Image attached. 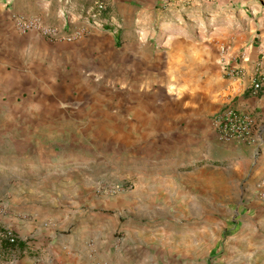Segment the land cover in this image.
Instances as JSON below:
<instances>
[{
	"label": "rangeland",
	"instance_id": "rangeland-1",
	"mask_svg": "<svg viewBox=\"0 0 264 264\" xmlns=\"http://www.w3.org/2000/svg\"><path fill=\"white\" fill-rule=\"evenodd\" d=\"M12 1L14 10L11 0L0 10L51 31L19 33L11 23L9 33L0 21V264L25 255L46 264L48 244L95 214L118 215L117 236L132 225L188 226L221 239L255 200L264 208V109L227 100L200 113L149 110L134 90L149 81L175 90L191 70L221 90L247 70L250 82L257 66L264 72V0H157L131 12V0ZM193 51L196 61L182 58ZM145 56L163 57L162 69L151 74ZM227 106L250 120L249 140L221 137L214 119ZM9 235L14 244L3 247Z\"/></svg>",
	"mask_w": 264,
	"mask_h": 264
},
{
	"label": "crops",
	"instance_id": "crops-1",
	"mask_svg": "<svg viewBox=\"0 0 264 264\" xmlns=\"http://www.w3.org/2000/svg\"><path fill=\"white\" fill-rule=\"evenodd\" d=\"M131 1L132 8H128L130 12L135 9L144 10L152 5L151 1H155L156 4L157 0ZM9 3H12L9 7L14 10L16 2L11 0ZM9 7L0 10V21L5 23L10 33L13 10ZM110 33L115 35V29ZM198 53V51L189 54L183 53L182 58L185 59V56H188L194 59L189 62H194L196 57L201 55ZM160 59L163 57L145 56L142 60L148 65L150 73L154 72L155 74L163 67V63L159 62ZM165 68L168 70V67ZM163 70L166 72V69ZM181 72L183 71L181 70ZM27 73L29 72H26V75H28ZM185 76L187 77L175 90L164 88L162 82H159L160 85L157 87H154L150 81L137 86L138 88L134 90H139L138 94L142 90L144 92L142 95L147 96L140 105V99H136L137 107L142 105L151 110L153 105H158L163 110L200 113L211 111L213 108L217 110L224 101L233 100L236 105L255 115L264 109V88L257 94L250 91L249 70L240 78L226 79V87L222 90L217 89L213 81H204L197 75L195 76L192 70L189 71V75L185 73ZM29 77L26 78L27 83L30 82ZM146 78L147 80L152 79L151 76ZM34 79L32 77V80ZM35 85H37L36 79ZM157 90L159 91L157 92ZM196 117L191 116L193 119H187L184 123L193 127L196 125ZM217 146L221 148L220 145ZM236 149L245 158L250 157L253 152L250 147L245 145H239ZM262 207V202L255 200L253 202L255 210H245L246 213L236 219L235 224L233 223L228 228V233H225L221 239L215 237V230L210 227H207V230H201L188 226L180 232L161 230L156 233H147L145 230H139L140 228H137L136 225H132L133 228H130L125 234L117 236L114 232L120 222L118 215L113 214L104 218L95 214L87 217L75 232L62 237V241L56 239L57 241L48 244L49 254L47 257L50 261L46 257V264L49 262H54V264H264V215L259 214L261 210L264 211ZM155 238L160 239L153 242ZM161 240L165 243H160ZM219 240L222 241L221 246ZM169 242H171L170 245ZM165 244L169 246L166 249ZM205 244L206 246H204ZM64 246L65 251L62 250ZM203 251L208 256H204ZM20 263L31 264L32 259L25 255L21 258Z\"/></svg>",
	"mask_w": 264,
	"mask_h": 264
},
{
	"label": "built area",
	"instance_id": "built-area-1",
	"mask_svg": "<svg viewBox=\"0 0 264 264\" xmlns=\"http://www.w3.org/2000/svg\"><path fill=\"white\" fill-rule=\"evenodd\" d=\"M64 3H68L69 0H62ZM105 8L102 1H97L95 9L97 11H102ZM11 19L15 29L19 33H26L30 30L40 31L42 34H49L50 29L43 27L38 19L36 18H25L15 13H11ZM241 71L239 66L235 67L230 73H238ZM264 87V72L262 69L257 66L252 73L250 81V91L254 94H257ZM249 123L250 120L243 115V113L233 107L227 106L220 115L214 119V124L220 127L221 137L229 139H240L242 141L249 140ZM261 185L264 186V176L261 180ZM10 242H14L15 238L12 235L7 236Z\"/></svg>",
	"mask_w": 264,
	"mask_h": 264
},
{
	"label": "trees",
	"instance_id": "trees-1",
	"mask_svg": "<svg viewBox=\"0 0 264 264\" xmlns=\"http://www.w3.org/2000/svg\"><path fill=\"white\" fill-rule=\"evenodd\" d=\"M258 93H260V91ZM1 241H2L1 244L3 247H9V246H12L14 244V242L9 241L7 236L5 238H3Z\"/></svg>",
	"mask_w": 264,
	"mask_h": 264
}]
</instances>
